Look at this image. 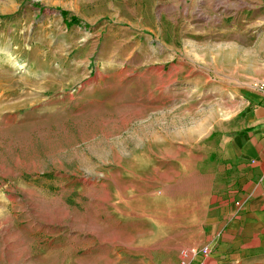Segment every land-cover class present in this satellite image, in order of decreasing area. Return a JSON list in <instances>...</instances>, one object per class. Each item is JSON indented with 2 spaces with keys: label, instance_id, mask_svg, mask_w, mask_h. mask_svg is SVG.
<instances>
[{
  "label": "rangeland",
  "instance_id": "1",
  "mask_svg": "<svg viewBox=\"0 0 264 264\" xmlns=\"http://www.w3.org/2000/svg\"><path fill=\"white\" fill-rule=\"evenodd\" d=\"M258 80L264 0H0V264H146L122 195Z\"/></svg>",
  "mask_w": 264,
  "mask_h": 264
},
{
  "label": "crops",
  "instance_id": "2",
  "mask_svg": "<svg viewBox=\"0 0 264 264\" xmlns=\"http://www.w3.org/2000/svg\"><path fill=\"white\" fill-rule=\"evenodd\" d=\"M251 83L240 89L232 127L217 136L196 129L184 135L188 152L209 155L206 163L191 157L160 168L142 192L122 195L131 209L121 215V244L146 264H181L186 253L190 264H264V95ZM210 140L214 147L204 152Z\"/></svg>",
  "mask_w": 264,
  "mask_h": 264
},
{
  "label": "built area",
  "instance_id": "3",
  "mask_svg": "<svg viewBox=\"0 0 264 264\" xmlns=\"http://www.w3.org/2000/svg\"><path fill=\"white\" fill-rule=\"evenodd\" d=\"M253 89H256L258 91H260L263 95H264V80H258V81H254L251 84ZM210 247L209 246H204L202 251L204 252V254H209L210 253ZM181 264H190L189 262V255L188 253L183 255Z\"/></svg>",
  "mask_w": 264,
  "mask_h": 264
},
{
  "label": "trees",
  "instance_id": "4",
  "mask_svg": "<svg viewBox=\"0 0 264 264\" xmlns=\"http://www.w3.org/2000/svg\"><path fill=\"white\" fill-rule=\"evenodd\" d=\"M62 15L64 16V20L68 26L80 23V20L77 17H72L70 19L67 11H62Z\"/></svg>",
  "mask_w": 264,
  "mask_h": 264
}]
</instances>
